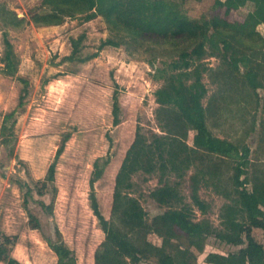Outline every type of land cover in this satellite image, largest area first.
Segmentation results:
<instances>
[{
	"label": "rangeland",
	"instance_id": "rangeland-1",
	"mask_svg": "<svg viewBox=\"0 0 264 264\" xmlns=\"http://www.w3.org/2000/svg\"><path fill=\"white\" fill-rule=\"evenodd\" d=\"M173 1L181 2V10L191 18L217 14L231 22L244 21L255 8V3L248 1L225 15L215 0ZM49 9L41 0H0V57L4 55L5 40H9L17 59L13 74L6 73L0 63V234L15 237L14 244L4 243L0 237V247L22 264H56V255L47 240L56 242L61 237L73 251L77 264H94V252L104 241L89 201L94 163L97 161L102 169L94 183L99 210L110 219L116 175L137 125L147 141L162 133L155 92L169 87V76L155 79V70L163 61L182 68L183 60L166 46L139 47L131 43L105 46L87 62L63 61L70 53L71 37L85 34L82 51L86 54L96 51L111 31L100 16L88 21L66 18L58 26H36L30 21L32 14ZM8 10L25 19L22 28L10 26ZM255 30L264 39V25H257ZM239 49V53L246 52L256 62L264 63V48L261 55L242 46ZM231 55V50H225L203 58L208 70L202 75L207 88L202 104L207 106L212 95L232 87L238 91L233 97L239 94L242 103L232 101L229 105L234 110L240 108V113L233 116L228 109L220 110L221 114L208 115L207 124L215 135L243 136L250 146L251 159L264 161V88L257 90L260 101L255 104L252 90L242 79L245 67L240 64L238 71L233 72ZM114 90L120 106L116 125L112 123ZM14 109L15 116L4 121V115ZM194 133L188 132V146H193ZM62 145L54 181L49 182L47 168ZM193 157L182 178L159 170L133 174L130 193L144 209L147 220L170 207L187 208L191 221L197 225L194 239L199 241L198 246L190 247L187 264H207L208 253L236 252L246 240L235 246L217 236L223 230L219 213L226 202L219 191L221 186L230 185L235 162L204 152ZM255 170L253 165L248 167V189L254 183ZM166 186L175 195L162 204L152 192ZM195 187L204 209H199L192 199ZM252 236L264 247V230L253 228ZM147 238L155 245L161 243L154 234ZM136 264L157 262L154 257H145Z\"/></svg>",
	"mask_w": 264,
	"mask_h": 264
},
{
	"label": "trees",
	"instance_id": "trees-1",
	"mask_svg": "<svg viewBox=\"0 0 264 264\" xmlns=\"http://www.w3.org/2000/svg\"><path fill=\"white\" fill-rule=\"evenodd\" d=\"M41 1L50 9L31 15L30 21L36 26H58L66 18L88 21L100 16L111 31V36L102 40L96 46V51L86 54L82 51L85 34L71 37V50L62 58L63 61L87 62L97 57L105 46L119 47L131 43L139 47L145 44L166 46L183 60L182 68H176V63L168 64L163 61L161 67L155 70V79L169 76V87L155 92L162 133L153 135L147 141L141 126L137 125L134 140L126 150L116 175L110 219H106L99 210L94 183L101 176L102 169L97 161L94 163L95 169L89 180V201L104 233L103 244L94 252V264H136L145 257H154L157 264H187L190 247L199 244L194 239L197 236V225L191 221L189 210L170 207L147 220L144 209L130 193L131 178L139 171L150 174L158 170L162 174L170 173L176 178H182L192 165L194 154L199 152L229 158L235 162L230 185L221 186L219 191L226 202L220 208L219 218L223 230L217 236L221 241L235 246L243 245L246 240L245 246L236 252L226 255L208 253L205 262L264 264V247L252 236L253 228L264 230V161L251 159L250 146L243 136L232 138L228 135H215L207 124L208 115L213 116L220 110L228 109L231 115H236L240 108L234 110L229 103L233 101L239 105L242 100L238 98L239 94L234 98L232 94L238 91L228 87L220 94L212 95L207 106L202 104L207 93L202 75L208 70L203 58L208 54L214 55L216 51L224 53L225 50L232 51L229 64L233 72L238 71L240 64L245 67L242 79L253 92L252 101L255 104L260 101L257 90L264 88V63L256 62L246 52L239 53V47L254 50V55H261L264 39L255 29L259 24L264 25V0H215L216 7L224 8L225 15L243 7L248 1L254 2V10L242 22H231L225 16L217 14L209 18H191L181 10V2L173 0ZM8 14L11 18L10 26L23 27L24 18H18L9 10ZM257 41L260 43L259 51L255 49ZM4 46L0 63H3L2 68L6 73L13 74L17 70L15 52L9 40H5ZM262 55L264 58V51ZM117 95L114 90V125L119 123L120 106ZM242 109L248 112L245 108ZM16 112L17 109H14L5 114L4 121L13 118ZM190 130L195 132L192 147L186 143ZM62 150L63 145L56 150L53 161L47 168L46 180L49 182L54 181L56 162ZM250 165L255 166L256 170L253 172L255 177L252 188L248 189L250 180L247 170ZM258 168L262 170L259 171ZM171 189L168 186L161 187L153 191L152 195L159 203L166 204L169 197L175 195ZM192 199L199 209L205 208L196 187L193 189ZM151 234L161 239L160 245L148 241L147 237ZM0 237L4 243H15L14 236L0 234ZM47 245L56 255V264H77L73 251L61 237L56 242L47 240ZM0 261L4 264H22L2 247Z\"/></svg>",
	"mask_w": 264,
	"mask_h": 264
}]
</instances>
